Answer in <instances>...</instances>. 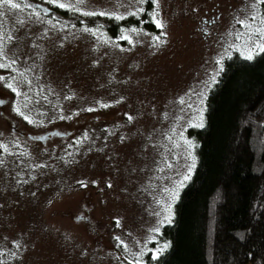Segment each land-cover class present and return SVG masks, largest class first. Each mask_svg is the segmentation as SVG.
Returning <instances> with one entry per match:
<instances>
[{
  "label": "rangeland",
  "instance_id": "1",
  "mask_svg": "<svg viewBox=\"0 0 264 264\" xmlns=\"http://www.w3.org/2000/svg\"><path fill=\"white\" fill-rule=\"evenodd\" d=\"M12 2L0 3V264L137 263L193 174L187 131L225 58L262 51L264 0H153L163 27L117 41L45 14L63 3L122 19L147 0Z\"/></svg>",
  "mask_w": 264,
  "mask_h": 264
},
{
  "label": "trees",
  "instance_id": "2",
  "mask_svg": "<svg viewBox=\"0 0 264 264\" xmlns=\"http://www.w3.org/2000/svg\"><path fill=\"white\" fill-rule=\"evenodd\" d=\"M153 11L147 0L142 11L122 19L59 6L45 15L101 29L117 41L131 30L157 33ZM202 124L187 131L196 165L171 222L137 263L126 264H264V51L225 58L207 92Z\"/></svg>",
  "mask_w": 264,
  "mask_h": 264
},
{
  "label": "snow or ice",
  "instance_id": "3",
  "mask_svg": "<svg viewBox=\"0 0 264 264\" xmlns=\"http://www.w3.org/2000/svg\"><path fill=\"white\" fill-rule=\"evenodd\" d=\"M52 2H56V0H52ZM80 2H82V0H77V3H80ZM154 2H155V0H154ZM0 3H3V4H9V5H11V7H13V8H19V4H15V3H13L12 2V0H0ZM58 6L59 7H61V8H64V7H66V5L65 4H63V3H59L58 4ZM87 15H92V14H94V13H86ZM100 15H104L105 13H103V12H101V13H99ZM118 19L119 18H121V17H117ZM156 22V24H157V26L158 27H163V25L161 24V22L159 21V20H156L155 21ZM133 31H135V30H133ZM125 39H127V37H124ZM157 39H159L158 37H157ZM261 50L262 51H264V46H261ZM252 57H251V55H249L248 56V59H251ZM0 67H3V65H0ZM8 87H12V85L11 84H9L8 85ZM14 91H15V89H13ZM199 126H203V124L201 123ZM81 184H83V182H81ZM110 186V185H109ZM169 219V222H170V217L168 218ZM165 247H167V245H165ZM162 251V249H158L157 250V254H159V252H161ZM153 258H155V256L153 257Z\"/></svg>",
  "mask_w": 264,
  "mask_h": 264
}]
</instances>
